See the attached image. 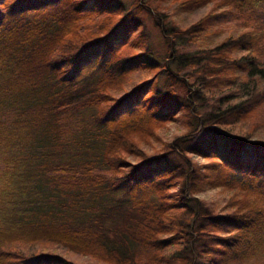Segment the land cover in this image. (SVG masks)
I'll use <instances>...</instances> for the list:
<instances>
[{
	"label": "trees",
	"instance_id": "16d2710c",
	"mask_svg": "<svg viewBox=\"0 0 264 264\" xmlns=\"http://www.w3.org/2000/svg\"><path fill=\"white\" fill-rule=\"evenodd\" d=\"M88 1L0 0V264H264V0ZM215 187L219 212L195 198Z\"/></svg>",
	"mask_w": 264,
	"mask_h": 264
},
{
	"label": "rangeland",
	"instance_id": "374dc122",
	"mask_svg": "<svg viewBox=\"0 0 264 264\" xmlns=\"http://www.w3.org/2000/svg\"><path fill=\"white\" fill-rule=\"evenodd\" d=\"M119 1L120 5L123 7H128L132 2L136 0H117ZM159 4V1H157ZM163 1L161 0V3ZM87 7H90L91 0L87 2ZM166 4H169L168 2L165 4L159 5L160 8H165ZM212 6H200V9L193 12V13H173L169 12L167 17L169 22L166 27L171 28L174 25L179 27L180 29H186L190 27L192 24L198 22L200 19H202L206 13H208L209 10H211L212 13ZM140 19H142V27L144 34L149 39V47L154 50V52L158 56H162L166 53V42H165V35L162 33V30L156 25V21L160 19V21L164 22V18L158 17L156 15H153L151 13L143 12L139 15ZM221 23L220 26H211L210 31L214 32V35L211 37V40H217L221 41L223 38L227 37L231 34V31L233 30L235 26V20L232 17H229L228 15H224L221 17V20L218 19ZM217 23V22H216ZM225 29V30H224ZM211 35L210 32L206 33V36ZM200 41L209 40L207 38H200ZM198 41V42H200ZM199 48L196 44H186L183 47L184 53H193L197 51ZM124 51V50H123ZM125 54H131L134 53L133 50H127V52H124ZM185 74V72H183ZM154 74L153 71L148 70H139L137 72H133L131 76V80H129L120 90H115V94L117 96H121L124 94L125 91L129 90L130 87L128 86L130 83H140L142 81H146L150 77H152ZM236 130V129H235ZM183 133H186L185 125L183 126L179 123H171L165 125L164 128H161L159 131V136L162 139V141L170 142L174 137L183 135ZM153 146L156 148H159L160 145L157 144V142L153 143ZM146 151L150 152L152 150L151 148H144ZM191 160L193 162H197L198 164H206L209 162V160L201 159L195 156H190ZM232 193L227 191L224 188L221 187H215V188H205L204 190L196 193L195 198L200 200L202 204L208 205L212 207L215 211H222L223 207L231 200ZM253 249L249 248L244 254H242L239 257V254L235 255V257L230 258L228 261V264H248L249 259H251V255L253 253ZM72 259H77V257H71Z\"/></svg>",
	"mask_w": 264,
	"mask_h": 264
}]
</instances>
